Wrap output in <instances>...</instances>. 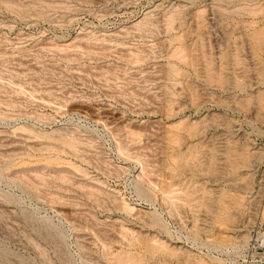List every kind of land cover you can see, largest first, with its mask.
I'll list each match as a JSON object with an SVG mask.
<instances>
[{
	"label": "rangeland",
	"instance_id": "374dc122",
	"mask_svg": "<svg viewBox=\"0 0 264 264\" xmlns=\"http://www.w3.org/2000/svg\"><path fill=\"white\" fill-rule=\"evenodd\" d=\"M263 205L264 0H0V264H260Z\"/></svg>",
	"mask_w": 264,
	"mask_h": 264
},
{
	"label": "built area",
	"instance_id": "2783aa9c",
	"mask_svg": "<svg viewBox=\"0 0 264 264\" xmlns=\"http://www.w3.org/2000/svg\"><path fill=\"white\" fill-rule=\"evenodd\" d=\"M251 242L260 264H264V208L263 215L252 232Z\"/></svg>",
	"mask_w": 264,
	"mask_h": 264
},
{
	"label": "bare ground",
	"instance_id": "6f19581e",
	"mask_svg": "<svg viewBox=\"0 0 264 264\" xmlns=\"http://www.w3.org/2000/svg\"><path fill=\"white\" fill-rule=\"evenodd\" d=\"M125 208H126V210H128V211L132 209V207H128V206H127V207L125 206ZM132 211H133V210H132Z\"/></svg>",
	"mask_w": 264,
	"mask_h": 264
}]
</instances>
